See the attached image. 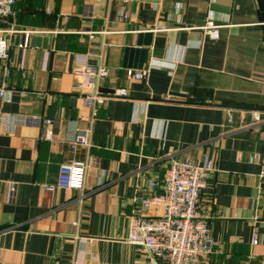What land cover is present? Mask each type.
I'll list each match as a JSON object with an SVG mask.
<instances>
[{"label":"crops","instance_id":"obj_1","mask_svg":"<svg viewBox=\"0 0 264 264\" xmlns=\"http://www.w3.org/2000/svg\"><path fill=\"white\" fill-rule=\"evenodd\" d=\"M14 11L0 59V264H144V250L125 236L135 213L161 212L141 200L174 158L213 163L199 194L212 240L203 264H264L257 1L19 0ZM139 32L150 33L141 68L124 60ZM99 63L108 69L101 92L127 96H109L92 115L91 88L76 70ZM127 68L147 72L135 79ZM88 127L90 145L72 151L69 141ZM71 158L90 160L81 190L56 185Z\"/></svg>","mask_w":264,"mask_h":264},{"label":"built area","instance_id":"obj_2","mask_svg":"<svg viewBox=\"0 0 264 264\" xmlns=\"http://www.w3.org/2000/svg\"><path fill=\"white\" fill-rule=\"evenodd\" d=\"M19 0H0V17L5 27L0 28V59H6L8 40L4 33L13 32L14 6ZM125 10L119 12V18L126 19ZM206 29L211 38L218 37V25L211 19L206 22ZM8 71V70H7ZM147 70L126 69L128 77L141 79ZM76 73L83 78L84 85L91 88L84 96V103L96 114L98 106L110 97H126V88H117L104 94L100 90V82L108 75L103 63L86 65L78 68ZM3 90H0L2 94ZM39 121L38 116H31ZM43 138L52 140L53 134L47 129L50 119H44ZM91 128L78 129L69 141L72 151L90 145ZM89 158H71L59 166L56 185L60 188L81 190L88 169ZM211 160L196 164L189 159L174 158L165 170L161 183L157 179L148 181L149 195L141 200L144 209L150 207L161 209L159 214L135 213L129 223L125 239L128 243L141 246L147 255L144 264H203L204 259L212 250L210 228L207 220L199 210V194L205 185V179L213 169ZM264 176V170L262 171ZM158 185L160 189L158 190ZM13 195L14 187H10ZM256 216L252 222V244L258 243L255 226Z\"/></svg>","mask_w":264,"mask_h":264},{"label":"water","instance_id":"obj_3","mask_svg":"<svg viewBox=\"0 0 264 264\" xmlns=\"http://www.w3.org/2000/svg\"><path fill=\"white\" fill-rule=\"evenodd\" d=\"M258 7L261 11V16L264 21V0H256ZM150 41V33L139 32L137 34V40L135 46L125 47V63L130 65L133 61L135 67L141 68L145 57V48L142 45H148ZM101 90H106V88H100Z\"/></svg>","mask_w":264,"mask_h":264}]
</instances>
